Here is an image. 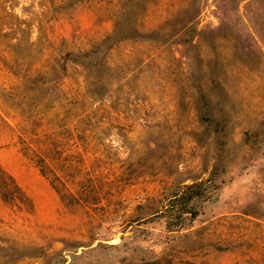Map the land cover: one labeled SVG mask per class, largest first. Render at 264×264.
<instances>
[{"label": "rangeland", "instance_id": "374dc122", "mask_svg": "<svg viewBox=\"0 0 264 264\" xmlns=\"http://www.w3.org/2000/svg\"><path fill=\"white\" fill-rule=\"evenodd\" d=\"M0 264H264V0H0Z\"/></svg>", "mask_w": 264, "mask_h": 264}, {"label": "trees", "instance_id": "16d2710c", "mask_svg": "<svg viewBox=\"0 0 264 264\" xmlns=\"http://www.w3.org/2000/svg\"><path fill=\"white\" fill-rule=\"evenodd\" d=\"M186 197H188V196H185V197H184V195L182 194V195L179 196L175 201H180V200H182L183 198H186ZM181 204H182V201H181ZM181 212H184V211H181Z\"/></svg>", "mask_w": 264, "mask_h": 264}]
</instances>
